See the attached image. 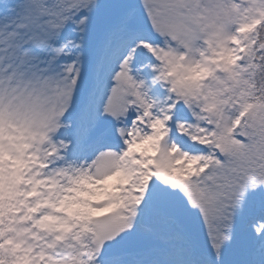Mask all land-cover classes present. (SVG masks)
<instances>
[{"label": "snow or ice", "instance_id": "1", "mask_svg": "<svg viewBox=\"0 0 264 264\" xmlns=\"http://www.w3.org/2000/svg\"><path fill=\"white\" fill-rule=\"evenodd\" d=\"M0 264H264V0H0Z\"/></svg>", "mask_w": 264, "mask_h": 264}]
</instances>
